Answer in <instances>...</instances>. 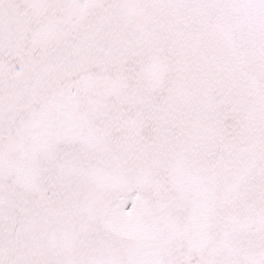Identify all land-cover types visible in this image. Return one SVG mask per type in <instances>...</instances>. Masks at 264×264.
I'll use <instances>...</instances> for the list:
<instances>
[{
    "label": "snow or ice",
    "instance_id": "1",
    "mask_svg": "<svg viewBox=\"0 0 264 264\" xmlns=\"http://www.w3.org/2000/svg\"><path fill=\"white\" fill-rule=\"evenodd\" d=\"M0 264H264V0H0Z\"/></svg>",
    "mask_w": 264,
    "mask_h": 264
}]
</instances>
